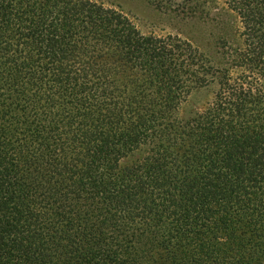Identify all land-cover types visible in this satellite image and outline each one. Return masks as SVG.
I'll list each match as a JSON object with an SVG mask.
<instances>
[{
  "label": "trees",
  "instance_id": "trees-1",
  "mask_svg": "<svg viewBox=\"0 0 264 264\" xmlns=\"http://www.w3.org/2000/svg\"><path fill=\"white\" fill-rule=\"evenodd\" d=\"M227 1L244 51L199 0H147L208 25L188 41L0 0V264H264V0Z\"/></svg>",
  "mask_w": 264,
  "mask_h": 264
},
{
  "label": "rangeland",
  "instance_id": "rangeland-1",
  "mask_svg": "<svg viewBox=\"0 0 264 264\" xmlns=\"http://www.w3.org/2000/svg\"><path fill=\"white\" fill-rule=\"evenodd\" d=\"M91 1L101 4L107 9H114L123 13L132 21L140 33L145 36H153L163 39L178 36L182 40L188 41L193 37L204 38L206 32L208 31L207 24L181 21L169 13L158 11L153 5L150 4V2H147V0ZM199 1L206 2L207 9H209L212 14H225L226 21H229V25L232 28L231 31L237 35L235 41H231L229 46L232 47L235 44L236 46L243 49V51L246 50L247 36L245 34L247 32V26L250 28H255V24L247 20L245 21V19L241 17L239 10H232L227 0ZM258 5L259 3L257 1L253 3L254 8L256 7V9L262 10L264 12V8ZM209 31H212V28H209ZM241 60L242 58H236V60L234 59L233 61L239 62ZM244 71L245 70L243 68L231 69V77L235 78L236 76H240ZM214 90L215 88H210L209 90H201L192 93L185 106V109L204 110L208 107V104L214 100Z\"/></svg>",
  "mask_w": 264,
  "mask_h": 264
}]
</instances>
